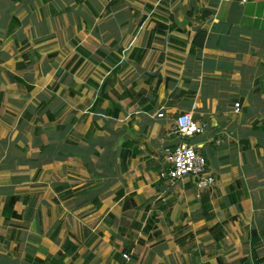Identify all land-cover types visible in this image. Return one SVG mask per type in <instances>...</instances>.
Listing matches in <instances>:
<instances>
[{"label":"crops","instance_id":"obj_1","mask_svg":"<svg viewBox=\"0 0 264 264\" xmlns=\"http://www.w3.org/2000/svg\"><path fill=\"white\" fill-rule=\"evenodd\" d=\"M113 1L0 0V264L264 257V0ZM183 112L211 187L161 175Z\"/></svg>","mask_w":264,"mask_h":264},{"label":"built area","instance_id":"obj_2","mask_svg":"<svg viewBox=\"0 0 264 264\" xmlns=\"http://www.w3.org/2000/svg\"><path fill=\"white\" fill-rule=\"evenodd\" d=\"M234 108L236 112H239L240 103H235ZM207 127L208 124L196 120L192 112H183L176 117L170 128V135L178 139V144L167 152L170 166L161 174L163 177L170 181H177L189 176L194 177L201 188L211 187L215 183L214 177L208 173L206 158L187 142L197 135L204 134ZM122 256L129 259L127 253H123Z\"/></svg>","mask_w":264,"mask_h":264},{"label":"rangeland","instance_id":"obj_3","mask_svg":"<svg viewBox=\"0 0 264 264\" xmlns=\"http://www.w3.org/2000/svg\"><path fill=\"white\" fill-rule=\"evenodd\" d=\"M87 1H91V0H83V5L85 6L84 8H89V6H88V4H87ZM123 1H125V0H123ZM127 6L125 5V6H123L122 7V9L124 8H126ZM130 9V13H132L133 14V10H136L135 8H134V6L133 7H130L129 8ZM73 10H75V9H73ZM140 13H141V11H140ZM137 19H135L134 20V23L135 24H137ZM125 40V39H124ZM63 56H65L66 58H67V56H70L71 57V54L70 53H67L66 51H64V53H63ZM104 57H106L105 55H104ZM122 57H123V59H126L127 60V57H128V54H124L123 53V55H122ZM87 58H89V57H87ZM117 58V57H116ZM120 70V71H119ZM117 71H118V74H121L122 72H124V74L123 75H126V73H131V76H132V71L130 70V71H128L127 69H126V67H124V66H119L118 67V69H117ZM130 76V74H128V76L127 77H125V79L126 78H128ZM123 77V76H122ZM242 224H243V226H242V232H241V235H244L245 234V232H246V229H245V227H246V225H245V222H244V220L242 221ZM241 224V225H242ZM242 237V236H241ZM237 240H230L231 241V243H233V248L229 251V253H228V251L226 250V248L225 249H223V248H221V251H215V250H209V256L211 257V259H212V261H213V263H220L219 262V260H218V257H221V258H223V259H225L226 260V258L225 257H222V253H223V251H227V253L228 254H232V252L234 251V249L236 248V247H243L244 245H245V243H244V239L243 238H240V239H238V238H236ZM245 249H246V247H243L242 248V253H244L245 252ZM184 250H187L188 252H189V255H192V253H195L196 252V246H193L192 245V242H187L186 244H184ZM240 250H241V248H240ZM238 253L239 252H235V253H233L231 256H229V259H230V262L229 263H227V262H223L224 264H256V261H255V259L253 258V256L252 255H247V257H242V256H244V255H242V256H240V257H238L237 255H238ZM123 255V254H122ZM261 255H263V254H261ZM190 259H192V260H194V257H189ZM260 258H264V257H260ZM122 259L124 260V262H125V264H135L136 262H137V260H131V257H130V255H129V259H125V258H123V256H122ZM237 259H244L245 260V262H242V263H237V262H235ZM222 263V262H221ZM138 264V263H137ZM139 264H143L142 262L141 263H139ZM145 264H147L146 262H145ZM149 264H153L152 262L151 263H149ZM172 264H192L191 262H178V260L176 259V260H174L173 262H172ZM261 264H264V262L263 263H261Z\"/></svg>","mask_w":264,"mask_h":264},{"label":"trees","instance_id":"obj_4","mask_svg":"<svg viewBox=\"0 0 264 264\" xmlns=\"http://www.w3.org/2000/svg\"><path fill=\"white\" fill-rule=\"evenodd\" d=\"M116 6H118L117 8H121V0H114L112 3H110L109 5H108V7H106V11L107 12H110V10L112 9V8H114V7H116ZM159 27H162V28H166L164 25H161V24H157V28H159ZM157 28H156V31H157ZM205 38H206V32L205 31H202V30H200L197 34H196V36H195V39H194V41H193V48H202L203 47V45H204V41H205ZM139 54H140V57H142V55H143V49H137L136 50ZM89 135V134H88ZM90 149V148H89ZM88 152H90L91 153V151L90 150H87ZM88 168L90 167V163H88ZM16 200H17V198H15V197H10L9 199H8V207L6 208V209H4L5 211H4V216L6 217V219L7 220H9L10 218H21V215L20 214H17V212L16 211H14V204H15V202H16ZM253 240H256L257 242H258V240H260L259 239V236L257 237V235L256 234H254V238H253ZM256 244H255V241H252V248H253V251L255 252V250H256V246H255ZM60 257H63V255L62 254H60ZM253 258L255 259V261H256V264H261V263H263L264 262V258H259V257H257V255H256V257H255V255L253 256ZM28 259H29V261H30V257H28ZM37 262H38V264H42V260H40V259H37L36 260ZM204 264H209V263H204Z\"/></svg>","mask_w":264,"mask_h":264}]
</instances>
